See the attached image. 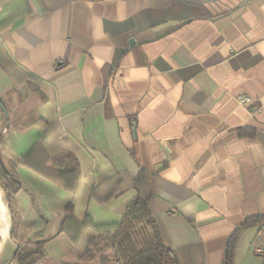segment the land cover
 <instances>
[{"label":"crops","instance_id":"1","mask_svg":"<svg viewBox=\"0 0 264 264\" xmlns=\"http://www.w3.org/2000/svg\"><path fill=\"white\" fill-rule=\"evenodd\" d=\"M0 102L36 264L112 235L140 170L171 247L223 264L256 218L233 264H264V0H0ZM5 199L0 264H18Z\"/></svg>","mask_w":264,"mask_h":264},{"label":"trees","instance_id":"2","mask_svg":"<svg viewBox=\"0 0 264 264\" xmlns=\"http://www.w3.org/2000/svg\"><path fill=\"white\" fill-rule=\"evenodd\" d=\"M0 107L3 108L2 112L7 114L1 102ZM139 177L146 182L147 190L132 198L112 235L96 233L89 236L82 253L73 264H90L94 261H98V264H202L200 257H190L188 254L193 253L198 246L174 249L163 239L149 204L154 196V176L140 170ZM22 187L23 183L14 172V165L5 163L0 157V188L11 214V235L16 241L15 245H19L14 258L18 264H36V257L43 255L46 240L36 235L32 239L29 238L33 226L16 219L14 197ZM257 220L246 219L241 227L232 233L225 247L223 264H233L234 243L238 232L255 224ZM30 245H34V248L29 249ZM107 251L111 253L105 254Z\"/></svg>","mask_w":264,"mask_h":264},{"label":"built area","instance_id":"3","mask_svg":"<svg viewBox=\"0 0 264 264\" xmlns=\"http://www.w3.org/2000/svg\"><path fill=\"white\" fill-rule=\"evenodd\" d=\"M236 100L239 105H243V106L247 105L251 101L250 97L245 94L238 95L236 97Z\"/></svg>","mask_w":264,"mask_h":264},{"label":"rangeland","instance_id":"4","mask_svg":"<svg viewBox=\"0 0 264 264\" xmlns=\"http://www.w3.org/2000/svg\"><path fill=\"white\" fill-rule=\"evenodd\" d=\"M16 210V209H15ZM16 213H17V210H16ZM16 219H18V214H16ZM19 220V219H18ZM31 234V233H30ZM13 239H14V237H13ZM14 241V243L16 244V241L15 240H13ZM34 248V245H30L29 246V249H33Z\"/></svg>","mask_w":264,"mask_h":264},{"label":"water","instance_id":"5","mask_svg":"<svg viewBox=\"0 0 264 264\" xmlns=\"http://www.w3.org/2000/svg\"><path fill=\"white\" fill-rule=\"evenodd\" d=\"M19 248V245L17 244L16 247H15V251H17Z\"/></svg>","mask_w":264,"mask_h":264}]
</instances>
